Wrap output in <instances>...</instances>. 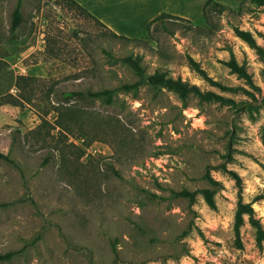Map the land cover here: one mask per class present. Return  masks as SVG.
Listing matches in <instances>:
<instances>
[{
  "label": "rangeland",
  "instance_id": "374dc122",
  "mask_svg": "<svg viewBox=\"0 0 264 264\" xmlns=\"http://www.w3.org/2000/svg\"><path fill=\"white\" fill-rule=\"evenodd\" d=\"M77 1L98 19L67 0H21L13 28L19 0H0V151L11 158L0 157V253L23 248L0 264H264L248 214L236 242L228 172L240 174L264 225V5L215 0L232 9L202 17L208 0ZM162 13L190 21L166 17L146 30ZM107 25L144 39L114 37ZM128 55L147 74L236 103L151 84L125 91L138 79ZM103 88L115 89L112 102L80 94ZM207 170L221 182L214 208L201 191L194 201L173 194L214 188Z\"/></svg>",
  "mask_w": 264,
  "mask_h": 264
},
{
  "label": "trees",
  "instance_id": "16d2710c",
  "mask_svg": "<svg viewBox=\"0 0 264 264\" xmlns=\"http://www.w3.org/2000/svg\"><path fill=\"white\" fill-rule=\"evenodd\" d=\"M69 3L77 6L84 12L88 13V15L98 19L93 13H91L89 10H87L83 5H81L77 0H67ZM258 4L264 5V0H254ZM244 3V0H241L240 6ZM20 5H21V0H19L18 5L16 6L14 10V19H13V24L12 27L16 28L20 22H21V10H20ZM227 8L232 9V7H229L228 5H225L219 1L215 0H208L204 6H203V16L202 17H207L208 12L210 10H215L218 13H222L224 10ZM176 18V19H187V18H182L179 16H174L172 14H167V13H162L155 17L154 19L151 20L149 23L148 27L146 30H149L152 26L153 23L163 19V18ZM190 21V19H187ZM101 21V20H100ZM102 22V21H101ZM106 28L109 29L110 33L114 37L118 38H124L128 41H140L143 40L144 37H128L123 34H119L115 32L113 29L109 28L106 26ZM237 33L239 36H241L244 40L249 42L251 45L256 46L260 51H262V48L258 46L256 43L255 38L253 35L245 30L237 28ZM124 62L129 64L133 69L135 70L138 79L133 81V82H127L124 83L120 86L121 89L125 91H137L139 87L143 84H151L152 86L159 87V88H167L169 90H173L176 93H178L182 98H187L190 94H194L199 96L201 99L204 100H219V101H225V102H230V103H236L232 98L225 97L219 93H216L213 90H202L199 85L197 84H191L182 78L178 77L175 78L173 76L167 75L163 71H155L154 73L147 74L145 67L143 66L141 62V58L139 56H133V55H128L122 58ZM189 63L193 69H195L200 75H202L206 80L211 81L212 83H217L216 81L212 80V78L208 75L207 71L197 62L193 57L189 56L188 57ZM233 71L237 72L241 77H246L249 78V74L246 70V68L242 65H239L237 60L235 58L230 59L229 61L226 62ZM20 78H22L20 76ZM221 87L223 89H229V90H236L238 87H233V86H224L222 84ZM115 89L111 88H103L100 90L93 91L91 89H88L86 93L80 92L83 96H90V97H103L108 103L113 101V96H114ZM79 94L77 92H67L66 96L70 95H75ZM3 101L0 100V104H2ZM0 157H3L7 160H11L9 154L3 153L0 151ZM228 172L235 178L236 184L238 186V201H237V210L235 214V222H234V232H235V237H236V242L241 246V227L245 222V214H248V219L251 225L255 228V234H256V240L259 244H262L264 242V225L261 222V219L256 216L255 214V209L253 206L254 201H245L243 198V182H242V177L238 172L235 170H228ZM204 178L208 180L210 184L214 186V188L210 187H205L202 189H196V190H189V189H182V190H173V194L176 196H186L188 197L191 201H194L196 198V195L199 191L203 193V196L206 200V202L211 206L215 207L216 206V201H215V192L221 186V182L217 180L214 176L211 175L210 171L207 170L204 174ZM258 199V198H256ZM5 204L0 203V207ZM23 248L21 249H16V250H9L5 253H0V260H11L16 254H18L20 251H22ZM114 253L116 257L118 256L117 248L116 246H113Z\"/></svg>",
  "mask_w": 264,
  "mask_h": 264
},
{
  "label": "crops",
  "instance_id": "0c3cea01",
  "mask_svg": "<svg viewBox=\"0 0 264 264\" xmlns=\"http://www.w3.org/2000/svg\"><path fill=\"white\" fill-rule=\"evenodd\" d=\"M104 23V22H103ZM108 26V25H107ZM109 27V26H108ZM110 28V27H109ZM116 32V31H115Z\"/></svg>",
  "mask_w": 264,
  "mask_h": 264
}]
</instances>
